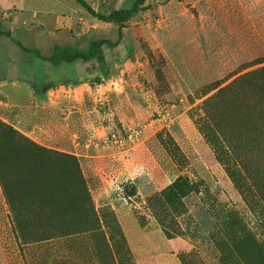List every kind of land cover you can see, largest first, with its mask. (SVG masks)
Returning a JSON list of instances; mask_svg holds the SVG:
<instances>
[{"label": "rangeland", "instance_id": "rangeland-1", "mask_svg": "<svg viewBox=\"0 0 264 264\" xmlns=\"http://www.w3.org/2000/svg\"><path fill=\"white\" fill-rule=\"evenodd\" d=\"M0 31V122L50 152L0 133L30 205L0 186V264H264V0H146L87 65L117 28L72 0H0Z\"/></svg>", "mask_w": 264, "mask_h": 264}, {"label": "trees", "instance_id": "trees-1", "mask_svg": "<svg viewBox=\"0 0 264 264\" xmlns=\"http://www.w3.org/2000/svg\"><path fill=\"white\" fill-rule=\"evenodd\" d=\"M72 1L77 6H79L87 14V16L94 19L96 22L105 24V25H113L117 28V41L115 43H111L105 40L96 41L92 44L91 50L88 55H76L72 58L65 59L62 61L65 64H73L75 62H80L83 65H87L96 59L97 50L100 49L101 47L105 46L111 49H115L120 44V41L123 38L122 30L124 28V24L129 19H131L132 17H134L135 15H137L143 10L146 0H134L129 9L113 10L109 12V14L107 15L97 13L84 0H72ZM4 37L10 38V34L0 31V38H4ZM23 52H30V51H27L24 49ZM257 73L258 75H263L264 68L258 69ZM0 133L2 134L6 133V135H8L11 138V140L19 147V149L17 150L18 156L43 158L48 153H50L46 149L38 147L37 145L30 142L29 140L23 138L22 136H20L19 133L14 131L12 127L5 125L1 122H0ZM0 186L3 191L6 204L8 205L10 212L12 213L13 222L15 224V227L17 228L19 225L20 219L22 217L28 216V212L30 210V205L29 203H27L28 197L26 196V199L22 200L20 199V196H15V194H13L7 189V185L1 180V177H0ZM23 189H25V185ZM16 195H20V194H16Z\"/></svg>", "mask_w": 264, "mask_h": 264}, {"label": "crops", "instance_id": "crops-1", "mask_svg": "<svg viewBox=\"0 0 264 264\" xmlns=\"http://www.w3.org/2000/svg\"><path fill=\"white\" fill-rule=\"evenodd\" d=\"M5 38V37H4ZM10 86H12V85H3V87H1L0 86V90H2L1 88H8V87H10ZM2 92L0 91V97H2ZM38 103H43L44 102V100H39V101H37Z\"/></svg>", "mask_w": 264, "mask_h": 264}]
</instances>
